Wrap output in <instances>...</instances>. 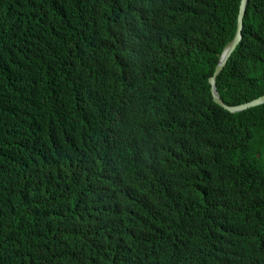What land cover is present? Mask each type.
<instances>
[{
  "label": "trees",
  "instance_id": "16d2710c",
  "mask_svg": "<svg viewBox=\"0 0 264 264\" xmlns=\"http://www.w3.org/2000/svg\"><path fill=\"white\" fill-rule=\"evenodd\" d=\"M239 4L0 0V264H264V105L206 92ZM243 33L232 103L264 94V0Z\"/></svg>",
  "mask_w": 264,
  "mask_h": 264
},
{
  "label": "clouds",
  "instance_id": "9594fccd",
  "mask_svg": "<svg viewBox=\"0 0 264 264\" xmlns=\"http://www.w3.org/2000/svg\"><path fill=\"white\" fill-rule=\"evenodd\" d=\"M248 2H249V0L247 1L246 9H245L244 16H243V19H242L241 38H240L239 42L236 44L235 48L232 50V52L230 53V55L226 59L224 66L221 68V70L218 73H216L217 66L222 62V60L224 58V54L228 50L229 46L231 45L232 41L234 40V38H235V36L237 34V29H238L237 24H238V14H239V10H238L237 19H236V29H235L234 37L223 48L221 53L217 54V59H216L217 62L215 64V66H214L213 72L208 77V79L206 81L207 85H208V87H206V92L208 94V98H211L215 104H217L219 107H221L223 110H225L226 113H228L230 115L241 113V112H244V111H246V110H248L250 108H254V107H258V106L264 105V102H262L259 105L252 106V107L247 108V109L242 110V111H237V112L230 111L227 108H233V107H236V106H240V105L249 103V102H251L253 100L260 99L261 97H264V94H261V95L255 97V98L252 97L250 100H248L246 102H243V103H232V102H230V100H233V99H235L237 97V95L239 94L240 86H241L240 94L243 92V88H242L243 82H242V80L241 79L240 80H236V84L233 81L230 82V83H218L217 82L218 76L222 73L224 68L227 66L229 60L233 56L234 52L237 50L238 46L243 41V38H244V33H243V30H244V18H245V15H246ZM240 3H241V0H240ZM239 7H240V4H239ZM198 63H199L198 60H196V62L195 61L192 62L189 66L185 67V71L184 72H182L180 75L177 76V78H180L182 76V74H185V73L189 74L190 77L194 80L193 84L194 83L198 84V85H193L196 88V90H197V88L199 89V84L201 83L200 81L195 79V69L197 68ZM212 78H214L213 82H211ZM218 84L220 86H218ZM215 98H218L222 102V105L216 103L215 100H214ZM166 102H167L168 106L171 109L175 108L177 106V104L179 103L178 101H176L175 99H172V98H166ZM175 112L177 114H180V115H182V114L189 115L187 109H184V108H180L179 110H177ZM205 122L206 121H204V125H205ZM187 123L189 125V131L191 132L192 123H189V122H187ZM200 125L202 126V128L204 127L202 124H200ZM192 144H193L192 141H189L187 139H184V138L180 137L178 139V141L176 142L175 149L172 147V151L171 152H172L173 157L177 158L181 154H184V153H187L188 151H190ZM143 160H146V158H144Z\"/></svg>",
  "mask_w": 264,
  "mask_h": 264
},
{
  "label": "water",
  "instance_id": "95a60500",
  "mask_svg": "<svg viewBox=\"0 0 264 264\" xmlns=\"http://www.w3.org/2000/svg\"><path fill=\"white\" fill-rule=\"evenodd\" d=\"M247 1L248 0H241L240 7H239V14H238L237 34H236L234 40L232 41L231 45L229 46L228 50L224 54V58H223L222 62L217 66L216 73H218L221 70V68L224 66L226 59L228 58V56L230 55V53L235 48L236 44L239 42V40L241 38L242 19H243L244 12L246 9ZM213 81H214V78L211 79V82H213ZM214 100L216 103L222 105V102L218 98H215ZM262 102H264V97H261L260 99L253 100L249 103H246V104H243L240 106H236L233 108H227V107L226 108L229 109L230 111L237 112V111L245 110V109L250 108L252 106L259 105Z\"/></svg>",
  "mask_w": 264,
  "mask_h": 264
}]
</instances>
